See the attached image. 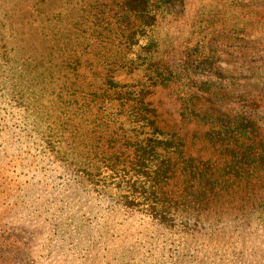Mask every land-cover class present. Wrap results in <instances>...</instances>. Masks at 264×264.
I'll use <instances>...</instances> for the list:
<instances>
[{
    "label": "trees",
    "instance_id": "1",
    "mask_svg": "<svg viewBox=\"0 0 264 264\" xmlns=\"http://www.w3.org/2000/svg\"><path fill=\"white\" fill-rule=\"evenodd\" d=\"M175 1L78 0L82 16L76 26L83 28V39L95 44H64L59 57L71 54L73 59L54 64L61 74L54 70L33 79L25 78L13 51L1 47L0 104H8L10 115L18 117L19 137L39 148L48 165L61 168L63 180L111 198L131 216L190 238L210 230L202 218L226 203L233 190L259 177L261 231V129L250 116L216 109L233 97L230 92L200 82L186 68L176 71L164 56L155 32ZM109 39L113 49L106 44ZM77 47L96 57L92 53L84 60ZM204 48L186 52L184 64L199 60ZM172 88L180 119L204 127L193 138L217 162L189 154L186 138L161 118L154 95ZM256 262L244 256L236 263L264 264L263 253Z\"/></svg>",
    "mask_w": 264,
    "mask_h": 264
},
{
    "label": "rangeland",
    "instance_id": "2",
    "mask_svg": "<svg viewBox=\"0 0 264 264\" xmlns=\"http://www.w3.org/2000/svg\"><path fill=\"white\" fill-rule=\"evenodd\" d=\"M175 2L155 32L164 56L176 71L186 68L200 82L230 92L233 97L215 108L254 118L264 142V0ZM79 10L78 0H0V48L13 51L26 79L50 76L54 70L58 76L59 60L73 59L71 54L59 57L64 44H95L83 39V28L76 26ZM106 44L113 49L112 39ZM197 46L205 47V53L184 64L186 52ZM76 50L84 60L95 56L91 50ZM177 96L174 88L155 93L161 118L186 138L189 154L217 162L193 138L204 127L180 119ZM1 102L0 264H237L244 256L259 263L264 254L259 177L233 190L226 203L202 218L210 230L190 238L131 216L111 198L63 180L61 168L48 165L39 148L19 137L18 117Z\"/></svg>",
    "mask_w": 264,
    "mask_h": 264
}]
</instances>
